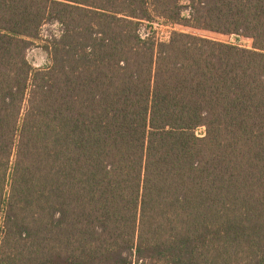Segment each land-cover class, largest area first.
Here are the masks:
<instances>
[{
	"label": "trees",
	"instance_id": "trees-1",
	"mask_svg": "<svg viewBox=\"0 0 264 264\" xmlns=\"http://www.w3.org/2000/svg\"><path fill=\"white\" fill-rule=\"evenodd\" d=\"M0 264H264V0H0Z\"/></svg>",
	"mask_w": 264,
	"mask_h": 264
},
{
	"label": "rangeland",
	"instance_id": "rangeland-1",
	"mask_svg": "<svg viewBox=\"0 0 264 264\" xmlns=\"http://www.w3.org/2000/svg\"><path fill=\"white\" fill-rule=\"evenodd\" d=\"M163 22L164 21H158L154 23H148V22L144 23L142 25V33L147 34L148 32L153 31L157 33V36L161 39L162 38L165 39L169 37L171 32L174 30V27L171 25H165ZM176 29L183 30V28L181 27H177ZM57 33H59V25L57 24L45 25L42 31V34L44 36L43 38L50 37L51 34L53 35ZM203 34L213 37V35H211L210 33H203ZM214 38H217V37H214ZM217 39L228 40L229 42L239 44L242 46H247V47L252 46L251 40L244 38L242 36H238V35H232L228 38L218 37ZM28 58L33 63V65L38 68L46 67L49 64L50 57L48 56L47 51L43 48V41H37L30 48L28 52ZM204 130L205 128L198 129L197 134L199 136H203Z\"/></svg>",
	"mask_w": 264,
	"mask_h": 264
}]
</instances>
